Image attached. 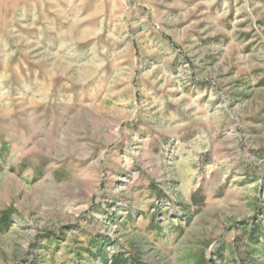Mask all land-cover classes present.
<instances>
[{
	"label": "rangeland",
	"instance_id": "1",
	"mask_svg": "<svg viewBox=\"0 0 264 264\" xmlns=\"http://www.w3.org/2000/svg\"><path fill=\"white\" fill-rule=\"evenodd\" d=\"M0 264H264V0H0Z\"/></svg>",
	"mask_w": 264,
	"mask_h": 264
}]
</instances>
